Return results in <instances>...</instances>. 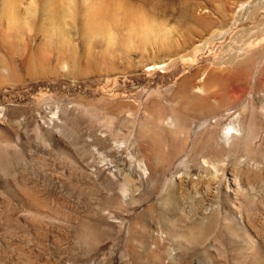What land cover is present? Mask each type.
Wrapping results in <instances>:
<instances>
[{"label": "rangeland", "instance_id": "1", "mask_svg": "<svg viewBox=\"0 0 264 264\" xmlns=\"http://www.w3.org/2000/svg\"><path fill=\"white\" fill-rule=\"evenodd\" d=\"M262 75L264 0H0V264H264Z\"/></svg>", "mask_w": 264, "mask_h": 264}, {"label": "bare ground", "instance_id": "2", "mask_svg": "<svg viewBox=\"0 0 264 264\" xmlns=\"http://www.w3.org/2000/svg\"><path fill=\"white\" fill-rule=\"evenodd\" d=\"M119 4H120V3H119ZM120 6H121V5H120ZM95 7H97V8L94 9ZM95 7H94L93 9H91V12H92L94 15H96V16H97V15L99 16V14H101V13L106 12V11L109 10V8H108V10H107V8H106L104 5L100 4V3L97 4ZM103 7H105V8H103ZM117 7H118V6H117ZM117 7H116V8H117ZM105 9H106V10H105ZM126 9H127V8L125 7V10H126ZM129 9H130V8H129ZM122 11H123V10H122ZM122 11H121V12H122ZM126 11L128 12V10H126ZM130 11H131V9H130ZM132 11H133V10H132ZM107 13H108V12H107ZM132 13H133V12H132ZM132 13H130V15H131ZM125 14H126V12H125ZM101 15H102V14H101ZM97 23H98V22H97ZM262 76H263V75H262ZM263 77H264V76H263ZM261 79H262V78H261ZM263 79H264V78H263ZM259 81H260V80H259ZM243 82H244V81H243ZM261 82L263 83V81H261ZM260 84H261V83H260ZM239 88H240V86H239ZM231 89H232V88H231ZM226 90H227V88H226ZM230 91H231V90H230ZM235 94H236V93H235ZM240 94H241V93H240ZM242 94H243V93H242ZM242 94H241V95H242ZM236 97H238V99H240V98H239V94H238V96H237V95H234L233 98H236ZM217 98H219V97L217 96ZM263 98H264V97H263ZM210 99H211V98H210ZM214 99H216V98H214ZM232 100H234V99H232ZM236 100H237V99H236ZM213 101H214V100H213ZM213 101H212V102H213ZM234 101H235V100H234ZM259 104H260L261 106L264 107V100H262V99L259 98ZM241 114H242V113H241ZM226 130H227V128H226ZM224 135H225V134H224ZM234 174H235V173H234ZM247 174H248V173H247ZM252 174H253V173H252ZM245 175H246V174H245ZM245 175H244L243 177H245V179H246V178H247V177H246L247 175H246V176H245ZM254 176H255V174H254ZM256 176H257V175H256ZM256 176H255V177H256ZM252 177H253V176H252ZM255 177H254V178H255ZM235 178H236V177L233 175V184H234V182H235V180H234ZM250 178H251V177H249V175H248V179H250ZM248 179H246V180H248ZM236 181H237V180H236ZM241 182L243 183V178H242ZM249 182H250V181H249ZM242 183H241V184H242ZM235 184H236V182H235ZM245 184H247V183L245 182ZM247 185H248V184H247ZM260 185H261V184H260ZM234 187H235V186H234ZM236 187H238V186H236ZM239 187H241V186H239ZM262 187L264 188V186H262ZM248 188H249V187L244 188V190H242L243 188L241 187V189L238 188L239 191H237V192L235 191V192H236V193L239 192V193H243V194H244V192L246 191L245 189L248 190ZM238 189H237V190H238ZM247 194H248V193H247ZM235 195H236V194H235ZM191 233L193 234L194 232H191Z\"/></svg>", "mask_w": 264, "mask_h": 264}]
</instances>
